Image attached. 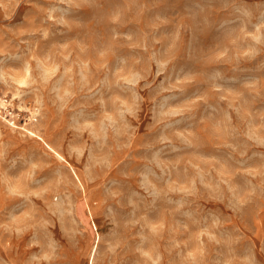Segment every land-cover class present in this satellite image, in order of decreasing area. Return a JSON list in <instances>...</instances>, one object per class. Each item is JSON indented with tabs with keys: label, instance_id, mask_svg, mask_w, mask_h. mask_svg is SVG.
<instances>
[{
	"label": "rangeland",
	"instance_id": "374dc122",
	"mask_svg": "<svg viewBox=\"0 0 264 264\" xmlns=\"http://www.w3.org/2000/svg\"><path fill=\"white\" fill-rule=\"evenodd\" d=\"M0 264H264V0H0Z\"/></svg>",
	"mask_w": 264,
	"mask_h": 264
},
{
	"label": "bare ground",
	"instance_id": "6f19581e",
	"mask_svg": "<svg viewBox=\"0 0 264 264\" xmlns=\"http://www.w3.org/2000/svg\"><path fill=\"white\" fill-rule=\"evenodd\" d=\"M96 246V245H95ZM95 246H94V248H93V252H91V254H90V260L92 261V259H93V257H94V251H95Z\"/></svg>",
	"mask_w": 264,
	"mask_h": 264
}]
</instances>
